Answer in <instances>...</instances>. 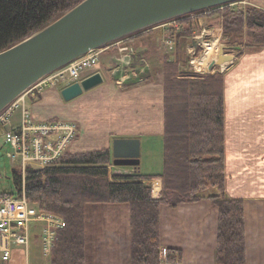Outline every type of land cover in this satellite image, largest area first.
Instances as JSON below:
<instances>
[{"label":"crops","instance_id":"obj_1","mask_svg":"<svg viewBox=\"0 0 264 264\" xmlns=\"http://www.w3.org/2000/svg\"><path fill=\"white\" fill-rule=\"evenodd\" d=\"M244 3L264 11V0ZM155 34V47L147 41L149 37H144L139 47L129 43L141 59L132 67L117 62L115 49L104 50L93 72L101 77L103 73L106 75L102 84L69 102L60 96L65 83L57 89L28 95L26 107L32 119L73 123L78 135L70 146L72 154L111 150L115 139H137L141 151L144 142L155 139V144L161 145V164L155 166V173L138 170L143 175H160L163 169L160 61L169 49L159 47V42L168 40L170 35L165 29ZM178 39L180 52L187 59L192 43L185 37ZM224 46L228 48L225 54L234 57L221 74L224 193L226 199L243 203L246 264H264V48L243 51L240 47L242 52L237 54L236 50L231 51L235 45ZM184 71L180 68V72ZM109 171L113 175H130L133 167L112 165ZM152 181L157 182L158 188L151 196L160 198L161 180L149 181V187ZM217 218L218 210L208 200L175 208L161 205V249L178 253L179 261L173 264H215ZM83 222L84 264H130V214L126 204H87ZM1 257L0 251V264H49L50 254L43 251L40 226L31 225L26 247L12 246L7 262H2Z\"/></svg>","mask_w":264,"mask_h":264},{"label":"trees","instance_id":"obj_2","mask_svg":"<svg viewBox=\"0 0 264 264\" xmlns=\"http://www.w3.org/2000/svg\"><path fill=\"white\" fill-rule=\"evenodd\" d=\"M82 1L0 0V52L44 29ZM211 11L204 15L222 21L225 45H242L239 47L243 51L264 48L263 10L238 11L223 6ZM189 18H181L187 30ZM187 30L181 37L192 35ZM240 36H244V44L234 41ZM161 67L160 175L140 174L138 166L130 175L111 174L109 148L66 153L53 167L27 169L23 183L18 169L12 168L14 192L0 195L19 197L23 186L29 204L61 217L65 223L55 235L49 264H84L83 209L87 204H126L130 214V264H159V207L175 208L201 200L210 201L218 210L215 264H246L243 203L226 199L224 193L221 75L180 72L178 64L168 59H163ZM155 178L161 180V196L157 199L152 198L148 185ZM178 261V253L167 250V262Z\"/></svg>","mask_w":264,"mask_h":264},{"label":"water","instance_id":"obj_3","mask_svg":"<svg viewBox=\"0 0 264 264\" xmlns=\"http://www.w3.org/2000/svg\"><path fill=\"white\" fill-rule=\"evenodd\" d=\"M242 1L245 0H83L52 24L0 52V112L40 80L88 52L170 20ZM200 44L201 39H195L191 47L196 51ZM227 49L219 47L208 71L232 62L234 57L225 54ZM136 56L140 59L139 53ZM102 82L101 75L95 73L65 87L60 96L69 102ZM111 154L114 166L135 168L139 165V140L115 139Z\"/></svg>","mask_w":264,"mask_h":264},{"label":"built area","instance_id":"obj_4","mask_svg":"<svg viewBox=\"0 0 264 264\" xmlns=\"http://www.w3.org/2000/svg\"><path fill=\"white\" fill-rule=\"evenodd\" d=\"M180 25L179 21L172 20L157 28L171 27L173 32L177 33ZM208 36L210 35L203 32L201 37L197 38L201 39L200 45L203 53L208 47L213 46V44L204 42V38ZM174 38V36H169V39L165 41L166 45L173 46ZM216 46L219 48L218 41L214 47ZM109 48H113L117 52V62L125 63L127 67H132L140 62V59L136 56L137 51L130 47L126 40L117 41L105 48L88 52L66 67L40 80L0 112V136L3 138V144L8 149L6 157L10 160L12 166L18 169L22 183L27 169L42 170L55 166L68 152L78 135L77 127L71 122L60 120L34 121L26 107L25 98L34 93L41 94L45 90L53 89L59 83L69 85L79 82L91 73L98 64L100 54ZM188 50V66H193L192 62L196 51L193 48ZM211 62L212 60L209 61V64ZM216 70H218L216 73L220 74L224 71V68L221 67ZM199 73L205 74L208 73V70ZM211 73H215V70ZM16 111L19 112L17 118L14 117ZM150 188L151 195H155L158 188L157 182L152 181ZM31 225L40 226L43 251L50 254L57 231L65 227L63 219L29 204L25 198L23 186L19 197L0 195V251L2 262L9 260V251L12 246L26 247L28 245ZM159 264H169L165 249L160 252Z\"/></svg>","mask_w":264,"mask_h":264},{"label":"rangeland","instance_id":"obj_5","mask_svg":"<svg viewBox=\"0 0 264 264\" xmlns=\"http://www.w3.org/2000/svg\"><path fill=\"white\" fill-rule=\"evenodd\" d=\"M248 8H253V7H251L249 5V3H243V4H237V5L230 6V9L238 10V11H244ZM207 12H212V11H207ZM207 12L196 13L193 16L189 15V16H191V18H189L191 22L189 24V27L187 26L188 30H187L186 26L183 24L180 25L177 33H175V31L173 32V29L171 27L160 28V29H156V28L148 29V31L146 33L142 34L141 37L136 38V39H131L129 41V43L132 44L134 47H139L141 45V42L143 41L142 39L144 37H149L147 41L149 42V44L152 45V47H155V35H156L155 32L161 31V30L163 31L165 29L167 34H169L170 36H174L175 38L173 40L174 46L166 45L164 40L162 42H159V47H162V48L167 47L169 49L168 54H166L167 56H165L163 59H168L169 61L176 62L180 68L186 69L187 68L186 66H188L189 60H188V58L185 59L184 55L181 54L180 47H179L180 44H179V39H178V37H181L180 34H183L186 30L188 33H190V31L192 33V35L190 37H188V39H190L191 43L196 38H198V37L200 38L201 34H203V32L210 35V36L204 38L205 43H208L211 45L213 44V46L211 48L212 51H209L208 53H212V54L215 53L214 51L216 50V47H214V46L217 44V41L220 45H222V46L225 45L224 39L222 37V21L219 18H212V19L207 18V16L204 15V14H207ZM234 41H236L239 44H244L245 38H244V36H240L237 39L235 38ZM129 43H128V45H129ZM235 46L238 47L237 45H235ZM239 46H242V45H239ZM217 48H218V46H217ZM218 50H219V48L217 49V51ZM227 50H225V51H227ZM231 51L234 52L233 49H231ZM203 54L204 53H203L202 47H199V49H197V51H196V55L194 56V61L200 60L201 57L203 56ZM163 59L161 58V61H160L161 66H162ZM206 67L205 66H190L189 65L188 70L195 71L194 75H196V76H205L208 74H200L198 71H204L206 69ZM196 69L198 71H196ZM95 70H96V68L93 69L91 72L93 73ZM216 72H218V70H215V73H214L215 75H216ZM222 73H220V75ZM214 74H211V75H214ZM102 77H103V79H105L106 75L103 73ZM62 84L63 83L57 84L54 87V89L59 88L58 86H60ZM28 100L29 99H26V102H25L26 105L29 103ZM18 113L19 112L16 111V113L14 114L15 118L18 117ZM15 118H13V119H15ZM7 151H8V149H7L6 145L3 144V138L0 136V193H12V192H14V187H13V183H12V179H11V170H12L13 166H12L10 160L6 157ZM67 153H70V148H69ZM157 164L158 165L161 164V145L157 146L155 144V139L144 142L141 146V151H140V156H139L140 171L143 173L144 172L155 173V166ZM161 250H160V252H161Z\"/></svg>","mask_w":264,"mask_h":264},{"label":"bare ground","instance_id":"obj_6","mask_svg":"<svg viewBox=\"0 0 264 264\" xmlns=\"http://www.w3.org/2000/svg\"><path fill=\"white\" fill-rule=\"evenodd\" d=\"M212 46L211 47H208L206 49V51L204 52L202 58L198 61H193L192 64L193 66H207L206 69L204 71H207L208 69V66H209V61L212 60L214 61V59H216L217 55H218V52H217V46H216V50L214 51L215 53L212 54V53H208L209 51H212ZM195 68V67H194ZM196 71H198L196 69ZM204 71H198V72H204Z\"/></svg>","mask_w":264,"mask_h":264}]
</instances>
